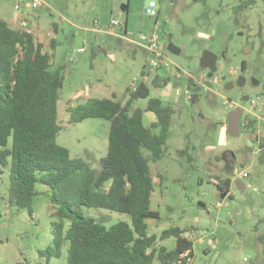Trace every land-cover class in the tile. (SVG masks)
Instances as JSON below:
<instances>
[{
	"label": "rangeland",
	"instance_id": "obj_1",
	"mask_svg": "<svg viewBox=\"0 0 264 264\" xmlns=\"http://www.w3.org/2000/svg\"><path fill=\"white\" fill-rule=\"evenodd\" d=\"M27 2L31 0H0V19L23 20L25 27L18 30H28L36 41L41 40L54 68H62L57 143L69 150L70 158L82 159L100 171L109 143L108 121L70 123L68 109L78 106L75 95L91 99L114 95L125 104L134 79L150 76L146 79L149 97L136 101L132 109L145 111L151 99H162L175 115L163 158L150 163L155 183L151 208L160 219L147 220L149 234L160 235L171 228L205 233L193 241L192 264H264V123L257 118L264 115V1L239 13L240 0H41L38 9H30ZM151 2L156 5L155 16L146 13ZM113 19L126 25L134 39L140 34L158 35L173 63L171 69L148 66L150 54L143 46L92 32ZM200 33L209 37L204 39ZM170 44L181 54L168 51ZM81 48L87 52L81 53ZM204 51L224 55L212 79L200 67ZM242 65L246 82L239 86ZM156 76L161 88L152 85ZM189 79L198 85L193 92L187 88ZM206 80L212 88L204 86ZM193 93L199 98L195 102ZM244 96L250 101L243 107V121L248 111L253 121L250 128L242 124L240 136L232 137L229 115ZM257 97L261 101L253 109L251 102ZM154 116L145 113L146 127ZM183 150L188 151L181 154ZM0 169V264H67V245L58 258L49 253L53 224L60 221L50 188L36 185L31 215L9 204L10 168L0 164ZM244 171L249 179H242ZM237 180L244 190L238 189ZM78 210L107 227L130 222L128 215L105 209ZM162 244L174 250L176 238Z\"/></svg>",
	"mask_w": 264,
	"mask_h": 264
},
{
	"label": "trees",
	"instance_id": "obj_2",
	"mask_svg": "<svg viewBox=\"0 0 264 264\" xmlns=\"http://www.w3.org/2000/svg\"><path fill=\"white\" fill-rule=\"evenodd\" d=\"M257 1L240 0L236 12ZM51 45L55 47L54 42ZM152 85L162 87L159 76ZM61 87L62 68H54L44 45L32 33L0 19V164L10 168L9 204L32 215L36 185L50 188L60 221L53 224L49 253L58 258L67 245V264H178L180 254L193 251V242L183 238L187 231L171 228L150 235L147 224L148 219H160L151 208L155 183L150 163L164 156L175 110L162 99H151L145 111L132 109L136 101L149 97L145 84L136 92L128 89L125 104L113 96L90 98L69 108L71 124L87 119L110 123L107 155L100 171H95L84 160L71 159L69 150L57 143ZM194 87L198 85L189 79L188 90L193 92ZM197 99L193 93L191 101ZM149 112L157 120L146 127L144 116ZM248 127L251 124L243 126ZM81 207L126 214L130 222L107 227L83 215ZM171 237L176 238L174 250L160 245Z\"/></svg>",
	"mask_w": 264,
	"mask_h": 264
},
{
	"label": "built area",
	"instance_id": "obj_3",
	"mask_svg": "<svg viewBox=\"0 0 264 264\" xmlns=\"http://www.w3.org/2000/svg\"><path fill=\"white\" fill-rule=\"evenodd\" d=\"M41 0H31L30 8L32 9H38L40 7ZM156 7L155 3L151 2L146 10V13L150 16H155L156 13L154 12V8ZM93 31L95 33H105L109 35L116 36L118 40H128L130 42H133L135 44H138L140 46H143L147 49V51L150 54L149 60H148V66H150L152 69H158V68H166L167 70H170L173 66V63L169 60V58L164 54L161 46V41L156 34L151 35H145L140 34L137 39H134L131 35L128 34L126 25H123V23L120 20L113 19L109 25H107L104 28H94ZM81 53L87 52L86 48L80 49ZM146 79L151 80L150 76L143 75L140 79H134L135 85L132 87V91L136 92L141 84H146ZM261 99L259 97L256 98V100H253L251 102L252 108H257L259 105V102ZM250 116H252V112L248 111L246 113L245 119H244V125H250L253 121ZM259 122L264 123V115L257 117ZM242 179H249L250 175L248 172L242 173ZM205 233H202L198 231L197 229H190L187 231L183 238L189 242H193L195 239L200 238L204 236ZM193 261V251L192 250H186L179 256L178 264H192Z\"/></svg>",
	"mask_w": 264,
	"mask_h": 264
},
{
	"label": "water",
	"instance_id": "obj_4",
	"mask_svg": "<svg viewBox=\"0 0 264 264\" xmlns=\"http://www.w3.org/2000/svg\"><path fill=\"white\" fill-rule=\"evenodd\" d=\"M123 12L126 13L128 12V6L122 8ZM168 51L173 53L174 55H180L181 50L174 46L173 44H170L168 46ZM224 57V55H223ZM217 61H218V56L210 51H204L201 59H200V67L202 70L209 69L210 73L208 74L207 78L212 79L214 74L217 72L218 67H217ZM206 86L212 87L211 83L207 81ZM259 83H255V85H258ZM239 86L244 85V79L242 77L239 78L238 81ZM233 86V84L231 85ZM249 100L248 96L243 97V103L241 107H238L235 111H233L229 115V126H228V133L232 137H238L241 134L242 130V116H243V107L246 105L247 101ZM242 182L237 181L236 185L238 186L239 190H244L245 187H241ZM226 195H223V198H225Z\"/></svg>",
	"mask_w": 264,
	"mask_h": 264
},
{
	"label": "crops",
	"instance_id": "obj_5",
	"mask_svg": "<svg viewBox=\"0 0 264 264\" xmlns=\"http://www.w3.org/2000/svg\"><path fill=\"white\" fill-rule=\"evenodd\" d=\"M30 3L29 2H27V7H29L30 8ZM31 9V8H30ZM12 28H14V29H21L20 27L21 26H24L25 27V25H24V21L23 20H13L12 22H10V23H8ZM26 30V29H25ZM26 31H28V30H26ZM92 32L94 33V34H96V36H98L99 37V35H98V33H95L93 30H92ZM41 33V32H40ZM43 33V32H42ZM199 36L200 37H202V38H204V39H207L208 37H209V35H207V34H204V33H200L199 34ZM37 42H40V43H43L41 40H39V41H37ZM114 95H112V97H113ZM75 99H76V101H77V105H80V104H83V103H85L88 99H90V97L89 96H86V95H84V96H79V97H77L76 95H75ZM72 101H74V100H72ZM72 104H75V101H74V103H72ZM150 113V112H149ZM150 114H153V113H150ZM154 115V114H153ZM151 119V121H152V123H154V122H156V119H155V116L154 117H151L150 118ZM238 181V180H237ZM236 181V182H237ZM241 187H245L243 184H241ZM190 229H192V228H190ZM189 229V230H190ZM187 231H189L188 229H186ZM185 230V231H186ZM163 243V242H162ZM163 245V244H162Z\"/></svg>",
	"mask_w": 264,
	"mask_h": 264
},
{
	"label": "flooded vegetation",
	"instance_id": "obj_6",
	"mask_svg": "<svg viewBox=\"0 0 264 264\" xmlns=\"http://www.w3.org/2000/svg\"><path fill=\"white\" fill-rule=\"evenodd\" d=\"M218 56V61H217V67H218V64H219V62H220V60L222 59V57H223V54L222 55H217ZM245 65H242V67H241V73H240V77H242L243 79H244V84H245V82H246V79L243 77V75L241 76V74L245 71ZM205 71H207V76H208V74L210 73V70L209 69H206ZM216 74V73H215ZM214 74V75H215ZM214 77V76H213ZM207 81H209L210 82V80H206L205 82H204V86L205 87H208V86H206V82ZM211 83V82H210ZM212 85V84H211ZM210 88H212V87H210ZM245 97V96H244ZM249 97V96H248ZM248 101H250V97H249V100ZM247 101V102H248ZM243 103V102H242ZM238 107H241L242 106V104H240V105H237ZM237 107V108H238ZM243 114H244V109H243ZM242 124H244V121H243V116H242ZM231 186H232V184H231Z\"/></svg>",
	"mask_w": 264,
	"mask_h": 264
}]
</instances>
